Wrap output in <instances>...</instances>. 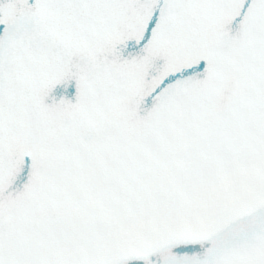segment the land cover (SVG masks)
<instances>
[{
	"label": "snow or ice",
	"instance_id": "snow-or-ice-1",
	"mask_svg": "<svg viewBox=\"0 0 264 264\" xmlns=\"http://www.w3.org/2000/svg\"><path fill=\"white\" fill-rule=\"evenodd\" d=\"M0 264H264V0H0Z\"/></svg>",
	"mask_w": 264,
	"mask_h": 264
}]
</instances>
